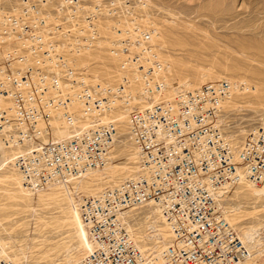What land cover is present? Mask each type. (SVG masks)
I'll use <instances>...</instances> for the list:
<instances>
[{"label":"built area","instance_id":"1","mask_svg":"<svg viewBox=\"0 0 264 264\" xmlns=\"http://www.w3.org/2000/svg\"><path fill=\"white\" fill-rule=\"evenodd\" d=\"M139 3L0 0V135L20 148L14 162L26 187L69 185L111 161L119 135L107 115L121 103L139 151L138 171L79 200L89 244L77 264H248L249 246L224 217L216 194L241 180V168L264 187V121L235 147L222 124L232 87L226 79L155 100L167 84L158 77L162 63L140 22ZM109 20L115 34L109 49L123 56L117 84L77 63L80 53L108 37L102 24ZM128 70L138 72L145 93L132 90ZM76 101L80 114L72 109ZM59 113V126L71 132L65 137L56 136ZM149 202L162 206L173 232L160 258L141 251L126 222L127 211ZM0 264H15L1 256V247Z\"/></svg>","mask_w":264,"mask_h":264},{"label":"rangeland","instance_id":"2","mask_svg":"<svg viewBox=\"0 0 264 264\" xmlns=\"http://www.w3.org/2000/svg\"><path fill=\"white\" fill-rule=\"evenodd\" d=\"M146 1L151 7L139 12L157 22L156 42L162 56L173 65L175 86L177 82L196 86L218 78L243 85L225 104L222 123L231 139L242 143L250 128L264 117V0ZM121 139L111 165L132 170L135 160L130 157L134 153L127 147L120 149L131 141L125 134ZM4 151L7 161L0 168V244L6 251L4 257L16 264H76L88 246L77 208L79 200L111 188L107 186L118 183L131 170L120 169L111 177L106 168L78 185L79 191L54 185L30 193L18 182L15 151L5 146ZM255 190L248 182L231 185L219 206L221 211L226 209L242 237L251 227H264V196H257ZM130 219L143 247L160 251L167 246L170 231L155 206L136 208ZM154 222L164 238L154 237ZM262 240L259 248L251 245L250 264H264L263 236Z\"/></svg>","mask_w":264,"mask_h":264},{"label":"bare ground","instance_id":"3","mask_svg":"<svg viewBox=\"0 0 264 264\" xmlns=\"http://www.w3.org/2000/svg\"><path fill=\"white\" fill-rule=\"evenodd\" d=\"M140 2L141 3H139L138 7L142 11H146V10H148L151 7V2H148L146 0H140ZM142 18L143 19H140V22L143 24L145 29L150 31L151 36H152L151 43L154 46V50L158 53V55L160 57V61L162 63L161 71L159 72V76L158 77L163 78L165 80V83L167 84L165 86L163 92L154 94V99L155 100H157V101L159 99L173 100L175 94L177 93V91L179 89L195 90V89L201 87L203 84L208 83L206 81V82H203V83H201L199 85L194 86V85L186 84V82H177L178 86H175L174 85V83H175L174 79L172 78L173 65H172V63L170 61H168L165 58V56H162V50L160 49L159 45L156 42V37L158 35V30L156 28L157 27V25H156L157 22L149 14L145 15ZM111 24H112L111 20L107 21L105 24H102V32H104L108 37L101 38L96 43V45L93 48L85 50L82 53H80L77 56V63L80 66L89 68L90 71H92V73L96 77L100 78L101 80L105 81L106 83L117 84V83L120 82V80L122 78V75L124 73L122 71V69H121V63H122V60H123V56L117 55L115 53H112L110 51V49H109L110 46H111V40L115 37V34L110 29V25ZM0 28H1V26H0ZM110 38H112V39H110ZM127 73H129L132 76V78H133V82L134 83L132 84V90L135 93H139V94L145 93V86H144L143 82H141L140 80H137V79H139L138 72L136 70H128ZM220 79H226L232 84L229 96L222 103V109H223L225 104L228 101H230V100H232L234 98V96L237 94V92L240 89V87H242L243 85L240 86L237 82H234V81L229 80L227 78H218L217 80H220ZM217 80L213 79L211 81L209 80V82L217 81ZM192 87H195V88H192ZM142 96H144V95H140V99H139L140 102H143ZM73 104L74 105H73L72 109H74L76 114H80L82 112V110H83L82 103H80L79 101H76ZM128 113H129L128 109L123 107L121 105V103H118V104H116L115 108L107 115V119L115 121V123H116V125L118 127V135H119L118 140H116V142H115V144H114V146L112 148L111 161L108 164H106L102 168L93 169V170L88 171L83 177L72 179L71 183L69 185H65V183H63V184L62 183H55V184L50 185L47 188H50L51 186H54V185H60V186H63L65 189H68V190H70V188H73V189H76L75 191H79L78 188H77L78 185H80L85 180L93 177L95 174L102 172L106 168H107V170H109L108 172H110V173H108V175L111 176V177L112 176L114 177V174L119 172L120 169L122 171L129 170L130 168L128 166H122V167L121 166H119V167L116 166L115 167V165H111V164L115 163L114 160H113V158L115 156V154H114L115 153V148L118 145L121 146L120 143L122 142V139H121L122 135H124V134L127 135L129 140L131 141V138L129 136V124H128L129 115H128ZM263 121H264V117H262V122ZM61 123H63V119H62V114L59 113L58 117L55 120V126L57 128V131H56V136L57 137H65L69 133H71L70 130H68V128L66 126L60 127L59 125ZM0 137H1V135H0ZM1 139H2V141L4 143V145H3L2 141L0 140V168H2V166H4L6 161H7V158H6V155H5V151H4V146L7 147V148H10V146L7 145V143L3 140L2 137H1ZM235 140H236L235 138L232 139L233 144L235 145L236 148H239L244 142L243 141L240 144H236ZM125 147L129 148V150H131L134 153V155L132 157H130L132 160H135L133 162L132 170L130 169L131 173L128 176H126L125 178H123L122 180H120L118 183H115L113 185H109L107 187H115V186L119 185L127 177L135 175L137 173V171H138V163H139V151H138V148L134 145V143L132 141L130 142V145H128V144L126 145V144L123 143L122 148H120L121 151ZM11 149H13V148H11ZM13 150L15 151V155L20 152V148H15ZM238 158H239V155L237 153L236 159H238ZM14 159H15V156L13 157V163L15 164ZM240 172L242 174V178L237 184H239L240 182H248V183H250L252 188L256 189L255 193L257 194V196H264V187L254 184V182H252L247 177V174L245 173V171L242 168H241ZM18 182L21 184V186L23 187L24 190H26V191H28L30 193L31 192L38 193L40 191H43V190L47 189V188H45V189H41V190L36 191V190H31L28 187H26L24 182H23V176H22L20 170H19V181ZM105 188L101 189L100 191L104 190ZM230 188H231V185H225V186L221 187L218 190V192L216 194V197H217L219 206H221V201L226 196V194L228 193ZM100 191L94 192V193H91V194H87L86 196L96 195ZM147 204L155 206L157 208V210L159 211L163 221L165 222V224L167 225L168 230L170 231V235H171V239L169 240V242H170L172 240V238H173V232L171 230V227H170L169 223L166 220V217H165V214L163 212L162 206L160 204H158V203L149 202V203L141 204V205L136 206V207L130 209L129 211H127L126 212V214H127L126 222L128 224L129 229L132 231V228H131L132 224H131V221H130L131 220L130 217H131L133 211L136 208H139L140 206L147 205ZM77 208L79 210L78 204H77ZM222 211H223L224 217L234 227V225L232 224V222L229 219L230 217H229L226 209H223ZM237 211H239V210H237ZM79 215H80V211H79ZM80 219H81V216H80ZM81 222H82V219H81ZM82 224L84 226L83 222H82ZM151 228H152V232L154 234V237L156 236L157 239L160 238V237L164 238V234L160 233V229L158 228L156 222H154V224H152ZM85 230H86V227H85ZM85 230L83 229V232H84L83 234H85V237H87V244H89L88 243L87 230L86 231ZM132 233H133V237L135 238L136 243H137L138 247L141 249V251L144 252V253L152 254V255L155 256V258H160L161 253L166 249V247L169 244L168 243L167 246H165V247L163 245L160 248L161 249L160 251H155L152 248L143 247L141 245V243L139 242V240H137V237L135 236L133 231H132ZM238 234L240 235L239 232H238ZM260 234H262V235L259 237ZM262 236L264 237V227H259V228L251 227L250 229H248V230H246L244 232V237H242L240 235L242 240L246 243L247 246H249V249L251 251V256L248 259V264H250V261L252 259V252L253 251L251 249V245L256 247V248L257 247L259 248L260 245H262V243H263ZM0 247H1V244H0ZM87 248H88V246H87ZM5 255H6V251H5L4 246L2 245V247H1V256H3V258H5V259H8V258L4 257ZM82 256L80 257V259L82 258ZM80 259L78 260L77 263H79ZM8 260H10V259H8Z\"/></svg>","mask_w":264,"mask_h":264}]
</instances>
